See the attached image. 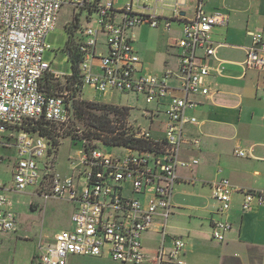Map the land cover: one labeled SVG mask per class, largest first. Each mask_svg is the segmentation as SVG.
<instances>
[{"label":"built area","instance_id":"built-area-1","mask_svg":"<svg viewBox=\"0 0 264 264\" xmlns=\"http://www.w3.org/2000/svg\"><path fill=\"white\" fill-rule=\"evenodd\" d=\"M118 3L119 0H0V167L6 161L3 150L15 155L9 171L10 185L0 178V234L18 229L15 202L8 192L35 189L34 196L43 201L61 199L75 207L72 229L39 237L38 264H68L73 256L108 257L122 264L150 262L144 235L153 230L157 218H162L161 233L166 237L179 183L178 170L193 169L199 164L198 159H181L186 146H201L200 138L187 134L188 126L198 124L187 112L199 106L197 97L216 94L209 79L213 73L222 74L224 68L217 63L221 44L214 41L213 33L216 27L228 25V15L205 12V0L198 1L196 14L190 20H184L178 3L171 19L159 17L157 6H140L138 1L139 10H154L153 14H145L135 9V0L124 6ZM66 6L74 10L73 21L65 27L78 64L77 77L72 74L62 79V75L51 71L44 54L51 49L46 38L56 29ZM84 12L85 20L81 21ZM182 20V34L175 43L177 69L162 75L145 72L134 46V30L144 25L157 29L163 24L165 31H171L172 22ZM249 35L252 45L247 49L244 70L264 72V32ZM48 77L64 90H48ZM172 81L175 86H171ZM87 89L101 95L109 91L134 93L146 104L156 105L143 112L150 123L147 128L138 125L136 131L128 132L144 142L148 150L113 147L103 140L83 141L80 152L69 156V173L63 176L55 169L60 143L56 145L54 141L61 133L57 129L70 123V103L85 100ZM161 117L163 128L156 135L154 125ZM43 123L45 135L33 130ZM115 148L124 152L113 154L110 149ZM236 155L244 157L245 153L238 150ZM210 187L218 203L212 237L225 242L233 229L227 217L236 189L228 179L215 181ZM241 193L244 212L264 207V190ZM38 208L43 210L40 204ZM188 246L184 239L173 238L171 247L159 248L152 261L186 264L183 256Z\"/></svg>","mask_w":264,"mask_h":264},{"label":"crops","instance_id":"crops-1","mask_svg":"<svg viewBox=\"0 0 264 264\" xmlns=\"http://www.w3.org/2000/svg\"><path fill=\"white\" fill-rule=\"evenodd\" d=\"M198 1L186 0L185 4L176 1L184 20L195 16ZM204 10L207 13L221 11L228 15V25L216 27L213 33L214 41L221 44L217 63L224 70L222 74L213 73L209 79L217 90L216 94L209 98L197 97L199 106L187 112L198 120L197 125L188 126L187 134L200 138L201 146L199 149L186 146L181 159H198L199 164L193 169L179 168V183L175 188L169 221L172 218V222L180 224L173 226L176 232L172 234L168 221L164 238L161 233L164 221L156 219L153 230L146 233L143 239L146 255L151 259L145 264H155L152 260L159 248L164 246L169 249L173 238H182L188 243L183 256L186 264H264V207L244 212L241 193V190H264V72L256 69L245 72L243 67L247 49L252 45L249 33L264 32V0H205ZM159 17L171 19L162 15ZM184 20L172 22L171 31H165L163 24L157 29L144 25L134 30V46L145 72L162 75L167 70L177 69L175 43L181 37ZM144 27L160 31L164 38L169 34L174 37L169 38L167 43L157 42L158 51L154 54L143 51L137 42L138 31L141 32ZM164 48H174L176 53H164ZM158 54L164 55V58ZM148 58L151 62L147 61ZM175 85L176 82L172 81L171 86ZM163 122L164 118L157 122L160 123L158 127L154 125V134H160ZM238 150L245 156L236 155ZM1 167L0 178L3 173ZM222 179H228L236 191L232 194V206L227 217L233 229L225 242H218L212 237V224L218 218V203L212 197L210 185ZM38 204L31 201L29 207L35 211L39 209ZM15 207L16 203L14 211L18 214ZM22 227L18 214L17 231L0 234V264H38L39 236L25 234ZM152 240L153 246L147 247ZM108 262L118 264L108 257L81 256L71 257L68 264Z\"/></svg>","mask_w":264,"mask_h":264},{"label":"rangeland","instance_id":"rangeland-1","mask_svg":"<svg viewBox=\"0 0 264 264\" xmlns=\"http://www.w3.org/2000/svg\"><path fill=\"white\" fill-rule=\"evenodd\" d=\"M131 0H119L118 6H124L129 3ZM138 1L140 6L146 4L150 8L154 9L157 6V15L165 16L168 18L173 17L172 10L174 9V4L177 0H164L165 3L162 2L157 3L156 0H135V9L137 8ZM192 0H189V2ZM186 0H179L180 4H185ZM163 4V5H162ZM144 12L145 14H153L154 10H139ZM77 12H79L77 10ZM73 8L66 6L64 7L59 15L56 29L48 34L46 38V44L50 46V50H47L44 54V60L50 65L51 71L62 75V79L67 76H71L74 73V64L73 60L69 57L67 48L69 42V32L66 29L65 25L67 22L73 21ZM86 13L84 12L81 15V21L85 20ZM173 34H169L166 38L163 37V34L158 30H151L148 27H144L141 32L138 31V42L137 45L143 51L148 50L150 53H156L157 42L159 43H167L169 38H173ZM163 39L165 41H163ZM174 48H164V53L171 52L176 53V50H172ZM149 55V54H148ZM150 56V55H149ZM164 58V55H159ZM150 61V58L147 60ZM150 64V63H149ZM153 67V65L150 64ZM55 85V89L60 91L64 90L62 87H59L57 84ZM85 100H79L78 102L84 103H93L94 105H112L120 108L130 107L131 109L127 110V117L123 120L117 119L116 116L111 114V125L115 129H124L126 132L136 131V127L141 125V127L147 128L149 126V122L145 116H143V112L145 110H153L155 109V105L146 104L143 97H139L134 93L126 94L118 91H109L105 95L95 94L93 91L87 89L84 93ZM101 114V113H100ZM163 119V117H161ZM160 123H155V126L158 127ZM57 130H61V133L56 135L59 137L57 144L60 143L59 149H57L56 155V171H58L63 176L69 173V156L72 154H77L83 148L81 142L90 141L86 138V135L97 134L95 130L89 124L88 119L79 118L76 116L75 120H71L69 124L64 127L58 128ZM95 136L91 138L93 141L96 140ZM113 154H122L124 152L121 148L110 149ZM6 161L3 167H1V178L6 184H9L12 181V175L9 172V167L13 163L14 153L13 151L8 152L4 151ZM196 169V168H195ZM194 169V170H195ZM4 182V183H5ZM35 189H27L26 191L20 193H9V197L14 199L16 203L15 209L19 214V221L22 223V228L25 234L36 237L42 236H54L56 233L72 229V215L75 212V207L69 201L61 200V199H51L49 201H43L40 197L34 196ZM31 201H35L43 206V210H35L32 211L29 207V203ZM182 222V220H181ZM179 222H172V218L169 221V231L173 234L175 233V228L173 226L178 227ZM2 234L1 236H4ZM153 240L147 244L149 247L152 244ZM153 246V244H152ZM109 264H115L108 262ZM122 264V263H118Z\"/></svg>","mask_w":264,"mask_h":264},{"label":"trees","instance_id":"trees-1","mask_svg":"<svg viewBox=\"0 0 264 264\" xmlns=\"http://www.w3.org/2000/svg\"><path fill=\"white\" fill-rule=\"evenodd\" d=\"M69 57L73 60L74 64V73L73 75L77 77V64L78 59L75 56V51L72 46L71 37L69 36L68 48H67ZM55 83L52 82L51 78L46 79V88L48 90L55 89ZM128 108H119L117 106H112L108 104L104 105H94L93 103H84L78 101H72L70 103V111L72 115V120L79 116L82 119H88L89 124L93 130L98 132L95 134H88L86 138L91 140L93 136L97 138L96 140H103L106 145L113 147H131L134 149L148 150V147L144 142L135 140L131 136L128 135L124 129H115L111 125V114L117 117V119L123 120L127 117ZM101 113V114H100ZM45 123L40 124L38 127L33 128L34 131L39 130L41 135L46 134V129L43 127ZM54 144L58 145L57 143Z\"/></svg>","mask_w":264,"mask_h":264}]
</instances>
